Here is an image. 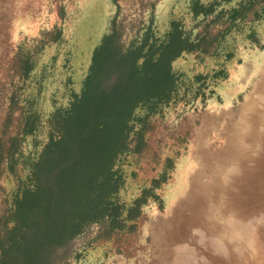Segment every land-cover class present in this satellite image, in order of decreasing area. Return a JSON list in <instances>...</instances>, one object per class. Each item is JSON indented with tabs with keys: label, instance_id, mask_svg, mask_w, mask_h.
<instances>
[{
	"label": "rangeland",
	"instance_id": "374dc122",
	"mask_svg": "<svg viewBox=\"0 0 264 264\" xmlns=\"http://www.w3.org/2000/svg\"><path fill=\"white\" fill-rule=\"evenodd\" d=\"M245 1L223 3L220 17L193 20L189 0H117L118 10L111 0H0V233L12 225L7 199L15 179L5 171L11 139L33 148V136L20 134L29 106L45 124L66 104L104 33L115 28L125 42L150 20L162 32L178 18L209 40L230 28L207 52L173 62L186 78L204 75L212 97L152 116L144 150L120 164V198L129 201L164 176L156 189L162 206L148 200L133 233L107 234L104 224H90L57 249L53 262L264 264V0L232 24L229 10ZM27 56L34 67L24 78ZM44 135L43 127L36 136Z\"/></svg>",
	"mask_w": 264,
	"mask_h": 264
},
{
	"label": "trees",
	"instance_id": "16d2710c",
	"mask_svg": "<svg viewBox=\"0 0 264 264\" xmlns=\"http://www.w3.org/2000/svg\"><path fill=\"white\" fill-rule=\"evenodd\" d=\"M111 1L118 10L117 0ZM227 1L189 0L187 13L193 20L220 17L219 7ZM254 2L232 7V24L252 10ZM195 27L187 29L182 19L172 18L159 32L150 20L125 42L113 28L94 46L80 88H69L66 104L55 106L45 124L40 111L29 106L20 134L33 136V148L23 150L15 136L5 155V171L15 185L7 199L12 225L0 233V264H55L57 249L90 224H104L107 234L133 233L148 200L162 206L156 189L164 176L135 198L122 200L126 178L120 164L128 154L144 150L152 116L179 102L195 106L198 99L205 103L212 97L204 75L186 78L173 62L194 51L207 52L230 26L211 40L194 35ZM33 67L27 56L22 76L27 78ZM43 127L40 140L36 134Z\"/></svg>",
	"mask_w": 264,
	"mask_h": 264
}]
</instances>
